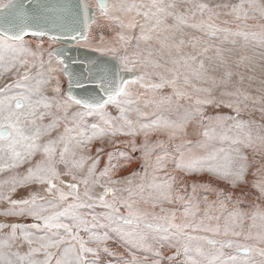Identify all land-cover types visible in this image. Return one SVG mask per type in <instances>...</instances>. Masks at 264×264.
I'll return each instance as SVG.
<instances>
[{"label": "snow or ice", "instance_id": "1", "mask_svg": "<svg viewBox=\"0 0 264 264\" xmlns=\"http://www.w3.org/2000/svg\"><path fill=\"white\" fill-rule=\"evenodd\" d=\"M30 7L0 0V264H264V0Z\"/></svg>", "mask_w": 264, "mask_h": 264}, {"label": "water", "instance_id": "2", "mask_svg": "<svg viewBox=\"0 0 264 264\" xmlns=\"http://www.w3.org/2000/svg\"><path fill=\"white\" fill-rule=\"evenodd\" d=\"M24 2L28 3L29 0H24ZM84 2L85 0H31L28 22L33 24L34 26H48L50 24V20L48 14L43 11L44 6L54 3H64L70 6L71 13L66 15L62 23L71 26L75 22L76 27H82L83 13L81 10V5ZM53 47L62 48L64 50L65 57L68 59L69 70H76L77 73L78 69H76L73 61H76L78 63L83 62L85 65L97 63L102 67H108L109 65L106 63V61L111 59L110 56L100 54L94 50L77 46V42L74 40H65L63 43H56V45Z\"/></svg>", "mask_w": 264, "mask_h": 264}, {"label": "rangeland", "instance_id": "3", "mask_svg": "<svg viewBox=\"0 0 264 264\" xmlns=\"http://www.w3.org/2000/svg\"><path fill=\"white\" fill-rule=\"evenodd\" d=\"M5 1H6V0H5ZM137 2H139V0H137ZM217 2H219V0H217ZM223 2L238 3L239 0H223ZM223 19H231V18H230V17H223V16H222V17H221V20H223ZM248 23H249V24L264 23V20H258V21H251V20H250ZM222 26H223V25H222ZM96 28H97V25H96V24H92V29H96ZM254 30H255V29H254ZM197 34H199V33H197ZM26 39H27L29 42H31V41L33 40V37L29 36V37H26ZM36 39H37V41H39V38H36ZM55 45H56V43H53L51 46L53 47V46H55ZM44 46H45V47H48V46H49V41H48V39H45V41H44ZM77 46H80V47H83V48H87V49L93 50L91 47L81 46V44H77ZM228 47H233V46H232V45H228ZM235 47H236L237 51H239V45H236ZM262 51H264V50L260 49V48L257 46V47L254 48V49H250V50H248V54H249V55H254V56L256 57V61H255V62H256L257 64H260V63H264V60H261V52H262ZM96 52H98V51H96ZM98 53L103 54V55H106V54L101 53V52H98ZM107 56H108V55H107ZM53 67H55V64H53ZM35 71H36V69H33V72H35ZM240 71L246 72V73H248L249 75L253 74V73L249 72L248 69H245V68H241ZM255 75L258 77V79H257V81L253 82V87H252V89H250V94H252V95H256V94H257L256 91H255V89H256V87H257L258 84H259V80H260V79H264V75H261V68H260V67H257V68H256V70H255ZM62 79H64V80L66 81V78H63V77H62ZM6 82H11V81H10V79H9V80L2 79V81L0 82V83H1V86H3V84L6 83ZM245 85H247V81H245ZM141 91H143V90H141ZM50 94H51V93H49V95H50ZM112 111H113V113L115 114V109H112ZM224 111L227 112L228 110L225 109ZM244 118L247 119V118H248L247 115H245ZM257 118H258V115H257ZM132 167H133V168H137L138 166L135 165V164H133ZM0 178H3V174H0ZM3 219H4L3 217H0V220H3ZM8 219H19L21 223H24V222L31 223V222H32V221H31L30 219H28V218H11V217H10V218H8ZM82 235H83V233H82ZM26 250H27V245H24V247L21 249V251H26ZM226 251H231V250H226ZM256 259H259V258L256 257Z\"/></svg>", "mask_w": 264, "mask_h": 264}, {"label": "bare ground", "instance_id": "4", "mask_svg": "<svg viewBox=\"0 0 264 264\" xmlns=\"http://www.w3.org/2000/svg\"><path fill=\"white\" fill-rule=\"evenodd\" d=\"M87 1H88L89 5L93 6V8H94V6H95V0H87ZM91 27H92V25H91ZM45 39H47V38H45Z\"/></svg>", "mask_w": 264, "mask_h": 264}, {"label": "crops", "instance_id": "5", "mask_svg": "<svg viewBox=\"0 0 264 264\" xmlns=\"http://www.w3.org/2000/svg\"><path fill=\"white\" fill-rule=\"evenodd\" d=\"M2 79H4V78H0V82L2 81ZM0 86H1V83H0Z\"/></svg>", "mask_w": 264, "mask_h": 264}]
</instances>
